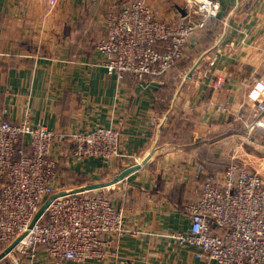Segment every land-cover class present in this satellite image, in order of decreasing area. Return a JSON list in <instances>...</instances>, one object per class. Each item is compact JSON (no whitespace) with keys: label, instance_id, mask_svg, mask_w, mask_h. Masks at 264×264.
Masks as SVG:
<instances>
[{"label":"crops","instance_id":"0c3cea01","mask_svg":"<svg viewBox=\"0 0 264 264\" xmlns=\"http://www.w3.org/2000/svg\"><path fill=\"white\" fill-rule=\"evenodd\" d=\"M49 1L0 0V112L5 108L6 118L18 121L28 106L33 124L69 134L119 127L121 155L111 162L74 161L56 151L57 192L108 182L140 166L91 191L109 194L137 233L115 240V256L88 264H207L169 234L189 227L183 206L197 198V163L206 165L205 173H220L207 170L208 160L221 157L219 143L239 129L264 128V112L257 108L264 99V0H218L217 26L210 25L206 38L193 37L182 60L187 66L169 72L162 84L150 77L145 84L130 76L119 81L95 52L109 9L123 0ZM145 1L169 22L186 12L187 0ZM216 77L224 80L217 90L210 87ZM208 144L213 154L206 157L201 149ZM67 171L85 182L73 186L68 180L70 187H62ZM0 264L51 263L40 251L35 258L9 253Z\"/></svg>","mask_w":264,"mask_h":264},{"label":"built area","instance_id":"2783aa9c","mask_svg":"<svg viewBox=\"0 0 264 264\" xmlns=\"http://www.w3.org/2000/svg\"><path fill=\"white\" fill-rule=\"evenodd\" d=\"M50 5L55 0L49 1ZM186 12L176 21L163 20L145 0H123L109 11L105 33L94 44L108 75L138 84L162 80L185 56L186 46L219 14L218 0H187ZM219 53V52H217ZM215 59L210 60L212 66ZM150 77L151 80H148ZM261 80L255 83H259ZM264 83V80H263ZM224 80L216 77L217 90ZM264 112V99L257 103ZM222 112L225 107L218 108ZM0 112V246L5 249L22 235L9 253L35 258L45 252L51 264L104 262L115 256L113 244L129 229L124 210L107 193L77 189L57 192L56 151L74 161L120 157L119 127L96 126L66 133L33 124L25 106L18 121ZM262 126V123H258ZM197 198L183 207L189 227L169 236L181 248L207 264H264V179L243 165L230 164L207 174L198 162ZM45 205L42 214L31 223ZM8 253V254H9Z\"/></svg>","mask_w":264,"mask_h":264},{"label":"rangeland","instance_id":"374dc122","mask_svg":"<svg viewBox=\"0 0 264 264\" xmlns=\"http://www.w3.org/2000/svg\"><path fill=\"white\" fill-rule=\"evenodd\" d=\"M186 4L187 3L185 2V7ZM110 10L111 9H109V11ZM209 28L210 25L208 24L207 28L204 29L202 32H200L199 35L203 34L205 38L208 37V35L211 33L209 31ZM179 67L182 66L181 65L178 67L175 66L172 70L177 69ZM189 69L190 68H188V70ZM189 72L190 74L192 73V71ZM181 135H184V132H182ZM221 135L223 138L225 137L224 132H222ZM257 136L258 134L256 133L255 129L250 131L249 133L242 132L241 129H239L238 132H233V136L231 138H227L226 140H223L222 142L219 143L220 144L219 152L222 153L221 157H218L217 155H216L217 157L215 156V158L212 157L211 160L213 161L210 163V168L213 170H218L230 164L243 165L247 167L250 171L258 173L259 176H261L264 179V141L261 139V137H257ZM211 139H212L211 143H213L214 141L213 137H211ZM208 147L209 144L206 145L204 149H201V152L207 154V156L208 153L213 154L208 150ZM65 181L66 183L61 182V186L64 188L70 187L69 184H67L68 183L67 178ZM91 193L92 192H89V194Z\"/></svg>","mask_w":264,"mask_h":264},{"label":"water","instance_id":"95a60500","mask_svg":"<svg viewBox=\"0 0 264 264\" xmlns=\"http://www.w3.org/2000/svg\"><path fill=\"white\" fill-rule=\"evenodd\" d=\"M185 12L182 13V15H184ZM140 166L138 164H136L134 167H129L126 168L125 170H123L121 173H119L117 176H115L112 180H109L108 182H104V183H97V184H88L86 186H83V188H81L82 190L85 191H92V190H96V189H100V188H104L107 187L109 185H112L120 180L123 179V177L128 174L129 172L138 169ZM45 208V205H43L40 210L36 213L31 226L35 223V221L40 217V215L43 212V209ZM22 235L19 236L17 239H15L8 247H6L3 252L0 254V257L8 254L9 252H11L13 250V248L15 247V245L17 244V242L21 239Z\"/></svg>","mask_w":264,"mask_h":264},{"label":"trees","instance_id":"16d2710c","mask_svg":"<svg viewBox=\"0 0 264 264\" xmlns=\"http://www.w3.org/2000/svg\"><path fill=\"white\" fill-rule=\"evenodd\" d=\"M216 17L215 18H208L207 19V22H206V27H205V29L207 28V25L209 24V25H211V26H213V27H216L217 26V24H216ZM209 30H211V28H209ZM184 61V60H183ZM183 61H181V62H183ZM181 62L180 63H178L177 64V67L178 66H180V64H181ZM185 62H183L182 64H181V66L182 67H185V66H187V64H184ZM127 76V75H126ZM125 76V77H126ZM256 133L258 134V136L257 137H261V139L264 141V128H257L256 129ZM206 157H208V156H206ZM213 160H208V162L209 163H211ZM208 164V163H207ZM229 166V165H228ZM58 167H59V164H58ZM227 167V166H226ZM226 167H224V168H221L220 170H224ZM205 168H206V165H204V170H205ZM212 170L211 168H210V164L208 165V168H207V170ZM214 173V172H213ZM212 172H210V173H207V174H213ZM67 180H70L75 186H77V185H81L82 184V182H85V178H84V176L82 175V174H78V173H73V172H70V171H67ZM66 178V177H65ZM202 178V180H204L203 178L204 177H201Z\"/></svg>","mask_w":264,"mask_h":264}]
</instances>
